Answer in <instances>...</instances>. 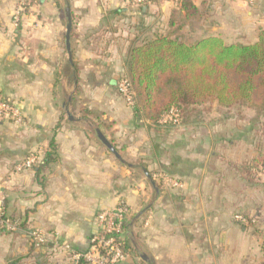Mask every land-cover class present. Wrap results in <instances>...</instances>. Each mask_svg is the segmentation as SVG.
Returning <instances> with one entry per match:
<instances>
[{"label":"crops","instance_id":"0c3cea01","mask_svg":"<svg viewBox=\"0 0 264 264\" xmlns=\"http://www.w3.org/2000/svg\"><path fill=\"white\" fill-rule=\"evenodd\" d=\"M18 2L0 0V96L23 114L0 119V197L18 223L0 230V264H75L65 245L85 251L98 212L121 202L132 248L117 264H264L262 238L236 218L251 193L228 154L239 138L223 121L151 122L117 87L133 46L157 35L257 40L264 0H192L199 15L186 24L168 0H31L15 26ZM30 154L37 163L17 170Z\"/></svg>","mask_w":264,"mask_h":264},{"label":"trees","instance_id":"16d2710c","mask_svg":"<svg viewBox=\"0 0 264 264\" xmlns=\"http://www.w3.org/2000/svg\"><path fill=\"white\" fill-rule=\"evenodd\" d=\"M179 3L185 24L198 17L199 9L192 0ZM127 71L138 111L154 123L173 109L179 112V124L196 121L195 114L201 112L196 111L198 106L213 101L223 108L264 111V28L253 42H226L219 35L190 42L174 32L157 35L133 46ZM129 224L124 222L120 236L126 255L132 248Z\"/></svg>","mask_w":264,"mask_h":264},{"label":"built area","instance_id":"2783aa9c","mask_svg":"<svg viewBox=\"0 0 264 264\" xmlns=\"http://www.w3.org/2000/svg\"><path fill=\"white\" fill-rule=\"evenodd\" d=\"M155 0H128L131 4L145 5ZM178 4L180 0H168ZM249 4H254L256 0H245ZM31 0H19L13 14V23L17 26L22 15L29 7ZM119 93L124 97L127 104L131 107H137V95L131 78L128 75L123 76L117 84ZM179 112L173 109L169 114L165 115L161 121L179 124ZM3 117L12 118L15 122L20 123L23 120V114L16 104L8 99L0 96V119ZM38 161L36 154H30L21 162L16 164L17 170H25L32 168ZM157 177L166 186H179V181L172 176L160 172ZM130 214L129 207L121 202L115 208L104 209L98 212L96 216L97 231L94 232L89 239V246L85 251H76L70 245L65 248L70 251L71 257L75 264L82 262L87 264H117L126 258L123 245L120 240L124 222ZM237 219L245 221L242 215H237ZM18 228V223L11 219L5 207L4 199L0 197V230L14 231ZM31 236L39 243H46L45 233L40 229L30 232Z\"/></svg>","mask_w":264,"mask_h":264},{"label":"rangeland","instance_id":"374dc122","mask_svg":"<svg viewBox=\"0 0 264 264\" xmlns=\"http://www.w3.org/2000/svg\"><path fill=\"white\" fill-rule=\"evenodd\" d=\"M186 41H190L186 39ZM201 111L196 120L205 122L223 121L234 140V147L228 153L233 159L234 170L242 172L251 188L247 208L237 215L245 218L251 231L264 235V111L257 112L247 107H220L217 101L198 106ZM194 116V115H193ZM193 119V117H191ZM243 152L245 156L243 157ZM257 162H256V161ZM246 184V185H247ZM238 199V198H237Z\"/></svg>","mask_w":264,"mask_h":264},{"label":"water","instance_id":"95a60500","mask_svg":"<svg viewBox=\"0 0 264 264\" xmlns=\"http://www.w3.org/2000/svg\"><path fill=\"white\" fill-rule=\"evenodd\" d=\"M65 12H66L67 20H68L67 32H66V44H67L69 59L72 60V51H71V44H70V37H71V31H72V17H71V10L69 6L66 7ZM98 136L102 140V142L109 148V150H111L116 155L117 158L122 159L120 154L116 150V148L111 144V142L105 137V135L100 130H98ZM147 176L148 178L151 179V182L154 188L156 189V191H158L159 189L156 186L154 180L151 178V175L147 173ZM145 210L141 211L139 215H141ZM143 258L147 260L146 256H143Z\"/></svg>","mask_w":264,"mask_h":264}]
</instances>
